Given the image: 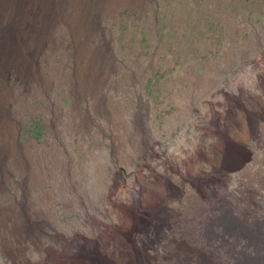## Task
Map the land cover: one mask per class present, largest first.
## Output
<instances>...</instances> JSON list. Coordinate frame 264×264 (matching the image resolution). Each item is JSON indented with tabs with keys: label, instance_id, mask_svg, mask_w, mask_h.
Wrapping results in <instances>:
<instances>
[{
	"label": "rangeland",
	"instance_id": "374dc122",
	"mask_svg": "<svg viewBox=\"0 0 264 264\" xmlns=\"http://www.w3.org/2000/svg\"><path fill=\"white\" fill-rule=\"evenodd\" d=\"M0 69V264H264V0H0Z\"/></svg>",
	"mask_w": 264,
	"mask_h": 264
},
{
	"label": "bare ground",
	"instance_id": "6f19581e",
	"mask_svg": "<svg viewBox=\"0 0 264 264\" xmlns=\"http://www.w3.org/2000/svg\"><path fill=\"white\" fill-rule=\"evenodd\" d=\"M3 4V3H2ZM11 11V10H10ZM7 25V24H6ZM49 27V26H48ZM38 36V35H37ZM34 37V36H33ZM30 41V40H29ZM5 55V54H4ZM2 58V57H1ZM8 58V57H7ZM6 58V59H7ZM23 58V57H22ZM10 63V62H9ZM13 63V62H12ZM11 68V67H10ZM12 69V68H11ZM26 69V68H25ZM1 70V69H0ZM1 73V72H0ZM4 85V84H3ZM6 85V84H5ZM6 90L8 92H6L5 95H3V102L1 104V113L2 115L6 118V121L8 123V128H9V131H10V136H11V141L14 145V147H17V139H16V126H17V123L15 121V117L13 116V114L11 113L10 111V108H9V104L12 102V96H11V92H10V89L9 87L6 85ZM245 133V132H244ZM4 134V133H3ZM247 134V133H246ZM243 165L242 164H238V166H234V167H230L231 169H228V173H234L236 171H241V169L243 170ZM246 169V168H245ZM225 171V170H224ZM208 172V171H207ZM204 173V171H203ZM202 173V174H203ZM206 173V172H205ZM209 173V172H208ZM206 173V174H208ZM213 174V172H212ZM223 174V173H222ZM206 176V175H205ZM225 176V175H224ZM223 177V175H222ZM210 178V177H209ZM209 178H206V179H209ZM216 204V203H215ZM247 224V223H246ZM250 224H253V223H250ZM216 226V225H215ZM246 228V227H245ZM247 229H248V226H247ZM254 229V228H253ZM249 231V230H247ZM254 232V231H253ZM220 233V232H219ZM108 240L110 241V238L108 236ZM100 242L103 243V239L100 238ZM239 245V244H238ZM246 247V246H245ZM234 248V247H233ZM260 248V247H259ZM262 248V247H261ZM109 249V248H108ZM263 253L260 254V258L261 260H263V263H264V249L262 250ZM82 255L85 257H83L84 261L82 260H78L77 262L76 261H73L72 263L73 264H119L117 262H115L114 260H112L111 257L107 256L105 254V252L100 248V245H96L94 246L93 243H89L85 248L84 250L82 251ZM127 264H143L140 260L136 259L135 257H130V259L127 261Z\"/></svg>",
	"mask_w": 264,
	"mask_h": 264
}]
</instances>
